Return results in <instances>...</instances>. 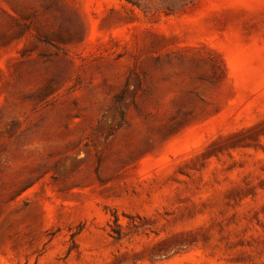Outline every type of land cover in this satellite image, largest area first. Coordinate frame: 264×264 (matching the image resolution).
Returning a JSON list of instances; mask_svg holds the SVG:
<instances>
[{
  "label": "rangeland",
  "instance_id": "374dc122",
  "mask_svg": "<svg viewBox=\"0 0 264 264\" xmlns=\"http://www.w3.org/2000/svg\"><path fill=\"white\" fill-rule=\"evenodd\" d=\"M0 264H264V0H0Z\"/></svg>",
  "mask_w": 264,
  "mask_h": 264
}]
</instances>
